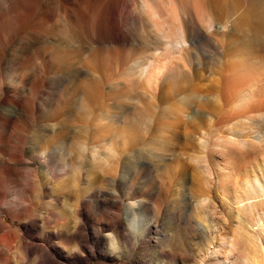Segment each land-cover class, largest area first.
Returning a JSON list of instances; mask_svg holds the SVG:
<instances>
[{"label":"rangeland","instance_id":"1","mask_svg":"<svg viewBox=\"0 0 264 264\" xmlns=\"http://www.w3.org/2000/svg\"><path fill=\"white\" fill-rule=\"evenodd\" d=\"M192 1L201 4L206 14L210 5L215 8L216 34L194 44L176 72L161 79L160 93L154 98L133 75L135 64L151 54L138 43L146 37L140 25L125 20L136 9L134 0H0V83L24 105L22 109L0 104V135L9 138L8 133H15L10 139L18 146L33 136L50 137V144H41L43 149L51 151L57 144L66 153L80 154L71 160L76 165L59 168L64 175L55 184L46 171L37 172L43 196L31 198L33 204L39 201L35 220L17 219L14 208L0 211L7 227L0 226L4 237L0 239L17 247L11 254L15 264H33L42 253L61 264H217V258L221 264H246L254 258L264 264V217L258 208H250L255 199L243 201L249 193L242 186L245 170L250 171V179L254 174L264 183V128L240 127L247 141L244 146L231 143L203 151L200 141L213 139L217 131L212 123L231 106L218 102L222 110H200V117L189 122L182 114L195 107L184 111L179 102L182 94L193 89L217 94L213 90L232 62L227 57L239 45L235 19L230 17L233 11L239 14L254 8L257 22L264 26L260 15L264 0ZM152 40V47L159 45L158 39ZM183 84L187 89L178 94ZM8 116L17 118H12L14 127L9 130L2 124ZM122 132L135 145H127L121 154L123 173L116 178L122 199L117 201L109 195L98 164L87 165L84 155L85 148L91 149L101 139L104 146L115 148L120 139L114 134ZM19 137L22 143L16 141ZM88 178L90 183L85 181ZM0 181L8 195L9 181L1 168ZM132 182L137 198L128 200ZM160 182L167 187L155 199L160 206L158 218L153 207L135 215L129 212L130 202L144 200L150 189L158 192ZM99 188L103 191L96 194ZM204 194L209 198L203 208L211 246L197 226L195 205L188 201ZM56 197L55 204L52 198ZM246 206L250 213L243 212L245 228L236 218V209ZM52 211L68 224L74 217L81 219L76 226L80 232L69 230L74 223L63 229L45 226L44 221L52 222ZM258 214L263 218L260 224ZM133 216L138 221L136 231L128 222ZM81 236L85 240L77 245ZM56 242L66 243V249Z\"/></svg>","mask_w":264,"mask_h":264},{"label":"bare ground","instance_id":"2","mask_svg":"<svg viewBox=\"0 0 264 264\" xmlns=\"http://www.w3.org/2000/svg\"><path fill=\"white\" fill-rule=\"evenodd\" d=\"M134 2L136 3V9L127 14L125 20L140 25L143 30L141 31L142 33H145L146 37L138 39V43L144 47L147 54L151 53V56L149 55L147 59H143V57L142 61L135 64L133 75L136 77L139 85H141V89L149 92L155 98L160 93L159 83L161 79L163 77H170L173 71L174 73L176 72V69L180 67L179 63L182 60L183 62L185 61L186 56L191 52L194 44L206 37L211 39L216 34L213 10L215 8H212V5H210L211 8L209 7V14H206L201 4L199 5L192 0H134ZM261 8L260 15L264 17V3ZM232 17L235 19L234 24L237 27V41H239V45L235 48L237 52H232L227 57L228 61L232 62L227 66L226 73L224 72V75L221 77L219 81L220 86H218L216 90H213L217 91V94L207 93L199 88L189 90L188 94H182V97L179 99L184 111L190 106L195 107V110L191 111L190 114H182L189 122L197 120V117H200V110H202V112H207L208 110L212 111L213 109L216 111L222 110L223 108L218 102H222L223 107L231 106L223 111L217 123L216 121L212 123L211 118H209L210 123L216 128L217 133L213 139L204 137V139L200 141V146L203 151H207L212 147L218 148L217 146L225 147L224 145L231 143H237L238 145L243 144L244 146L247 141L241 136V134L244 133L242 130H254V127L256 126L261 129L264 128V26L257 22V13L254 8L253 10H244L239 14L238 12L233 11V15L230 18ZM70 19H72L73 24H76L73 17ZM150 35L154 36L149 38ZM152 38L158 39L160 41L159 45L152 47ZM52 39L55 42L59 41L54 38ZM124 42H126V38ZM5 86L0 83V104L6 103L7 106H18L24 109V105H21L19 101H16V99L10 95L9 88ZM132 88L136 87L132 85ZM185 89H187V87L183 84L178 87L176 91L178 94H181ZM133 90L136 91V89ZM137 102H139L138 99ZM136 107L146 110V107L143 108L141 105H136ZM10 113L11 112H9V114ZM19 116L21 117V115ZM205 116L208 119V115ZM16 117L18 118L17 115ZM12 118L14 119V116H8L2 121L3 126L8 130L13 129L14 127V125H12L14 122ZM193 126L195 130H197L196 127H198V125L193 123ZM240 127H243V129L240 130ZM224 133H226V137L222 136ZM14 134L8 133L7 136L9 138L0 135V168L8 178L10 185V192L8 195L12 197V199L8 201L9 197L6 192L7 189L6 187L4 188L0 181V211L3 209L8 211L14 208L16 213L15 217L17 219H27V221L30 222L31 220H35L33 218H36V212L38 210L36 207H39L37 206L39 201H37L36 204H33L35 202L32 203L31 198L39 200L43 196V191H41L43 190V185L42 181H40L39 178L37 179V172H39L40 169L46 171L52 182L55 184L60 181V179H63L64 173L59 168L65 165L73 167L74 163L71 160L77 159L80 154L73 151L66 153V151L62 150L60 146H56L57 144L54 145L53 150L51 151L43 149L41 144H50V141H52L50 137H48L47 140H44L42 137L36 136L35 138L33 136L30 142L25 143V145L23 144V146H18V143H16L15 140L10 139V137H15ZM114 135L116 139H120L119 145L115 148L110 147L109 144L108 146H104V139H101L95 143L91 149L85 148L84 156L85 159H88L87 161L89 164L87 165L98 164V168L103 178L102 181L107 184V187H110L109 195L115 200L120 201V199H122L118 194V187H120V184L117 182L116 176L123 173L120 168L121 154L127 151L125 148L127 145L133 147L135 141L132 138H126L123 132L121 134L115 133ZM21 139L22 137H19L16 141L22 143ZM17 148H19L18 152L13 153ZM67 156H69L68 159H70V161L67 160ZM94 156L97 158L95 161H93ZM81 158L83 157L81 156ZM143 166H146V163ZM76 169L80 170L79 167H76ZM237 175L240 174H236V176ZM244 175L245 177L242 186L249 194H245L247 196L243 201L249 200L250 198L255 199L256 201L249 206L253 209L258 208L261 215L264 217V183L261 184L254 174L253 179H250V171L245 170ZM89 180L90 179L88 178V180L86 179L85 181L90 183ZM130 185L129 190L131 194H129L127 198L128 200H135L138 192L134 189L133 182ZM166 187V184L160 182L158 192L153 193V190L152 192L150 191L151 189L145 191L143 197L147 199V201L144 199L138 202H130L128 206L129 212H132V214L135 215L136 212H138V214L140 213V209L150 210L151 207H153L157 212L156 218H158L160 216V206L157 204V200L159 199L158 197L163 195L162 191H165ZM102 191L103 189L99 188L94 192L98 194ZM206 198H208L207 194H204L197 199L189 197L188 201L192 205H195V210L199 216H196L197 226L199 230H201L202 235L207 239V246H211V242L208 239L209 229L208 225H206L207 221L205 219L208 214L203 208L205 206L204 201L207 200ZM52 200H54L56 204L59 198H52ZM6 201L8 202L6 203ZM243 201L241 200V202ZM64 207H67L65 203ZM247 207L248 206L236 209V218L239 223L246 224L245 228L248 223L243 216V212L250 213ZM135 209L139 210L135 211ZM48 212H45L44 216L47 215L48 217ZM55 213L57 212L50 214L52 222H48L50 219L43 222L45 226L54 229L61 227V229H63L69 228V226L74 223V226L69 228V230H76L78 233L80 232L81 228L76 229V226L81 219L74 217L71 224H68L66 219L59 217L60 215ZM261 215H257L259 224L263 219ZM128 222L133 231L138 230V221L134 216L132 219H129ZM0 226H2V229L7 228L4 225L2 217H0ZM261 229L262 231L264 230L263 228ZM54 233H58L57 230H54ZM1 239L0 264H15V262L11 260V254L17 249V247L14 246L13 242L6 240L2 241L3 239ZM84 240L85 237L81 236L77 245L82 244ZM55 245L63 250L66 249V243L64 242H56ZM77 245L73 247V250L77 249ZM229 246L232 247L230 244ZM213 252L216 254V250ZM59 254L61 255L60 252ZM60 258L62 259V257ZM203 258H205L204 254L200 256V260ZM75 259H78V257ZM46 260L47 256L42 253L33 264H45ZM65 261L67 260L65 259ZM214 261L217 264H221L218 258ZM226 263L228 262L226 261ZM245 263L257 264L258 260L255 258L251 261L245 260ZM47 264L61 263H52L47 260Z\"/></svg>","mask_w":264,"mask_h":264}]
</instances>
